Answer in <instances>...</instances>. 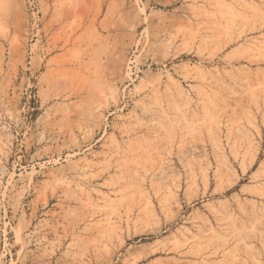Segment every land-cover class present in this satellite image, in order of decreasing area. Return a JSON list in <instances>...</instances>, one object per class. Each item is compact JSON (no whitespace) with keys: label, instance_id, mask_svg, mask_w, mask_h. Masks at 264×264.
I'll use <instances>...</instances> for the list:
<instances>
[{"label":"rangeland","instance_id":"374dc122","mask_svg":"<svg viewBox=\"0 0 264 264\" xmlns=\"http://www.w3.org/2000/svg\"><path fill=\"white\" fill-rule=\"evenodd\" d=\"M0 264H264V0H0Z\"/></svg>","mask_w":264,"mask_h":264}]
</instances>
